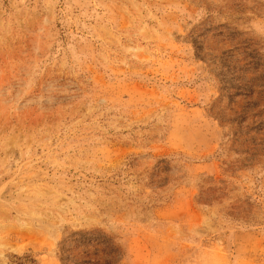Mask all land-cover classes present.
Masks as SVG:
<instances>
[{
	"label": "rangeland",
	"instance_id": "obj_1",
	"mask_svg": "<svg viewBox=\"0 0 264 264\" xmlns=\"http://www.w3.org/2000/svg\"><path fill=\"white\" fill-rule=\"evenodd\" d=\"M0 264H264V0H0Z\"/></svg>",
	"mask_w": 264,
	"mask_h": 264
}]
</instances>
